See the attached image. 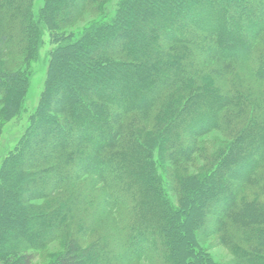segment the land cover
<instances>
[{"label":"trees","instance_id":"obj_1","mask_svg":"<svg viewBox=\"0 0 264 264\" xmlns=\"http://www.w3.org/2000/svg\"><path fill=\"white\" fill-rule=\"evenodd\" d=\"M30 1L0 0L3 122L27 112L29 76L8 54L25 50ZM47 2L30 15L53 42L44 90L0 168V264H129L145 258L138 239L157 240L163 264H218L204 240L177 232L185 208L183 223L217 230L235 264H264V201L239 186H264V88L239 71L264 86V0H121L75 38L56 34ZM213 132L231 143L198 176L196 160L209 157L199 138ZM206 195L216 203L204 214ZM87 233L96 239L84 247ZM54 244L61 251L43 253Z\"/></svg>","mask_w":264,"mask_h":264},{"label":"rangeland","instance_id":"obj_2","mask_svg":"<svg viewBox=\"0 0 264 264\" xmlns=\"http://www.w3.org/2000/svg\"><path fill=\"white\" fill-rule=\"evenodd\" d=\"M70 2L73 6L72 9H75V11H73L74 14L68 15L65 13V10L69 8L68 0H56V4H55L56 14L58 15L57 19L59 24V30L56 31V34L60 36H68L72 34L73 37L75 38L82 35L85 27L88 24L93 22H107L111 20L114 17L115 12L120 5L121 0H106V2L100 1V3L97 4L96 6L94 4L95 3L94 0H88V1L70 0ZM47 5H49L47 0H31L28 3V5L25 8L24 17L22 18L27 25V28L25 29L27 35L26 42H24L25 50L23 51V54L20 53L21 51L17 49L16 47L17 45L14 43V45H12L11 53L8 54L9 57L13 56L14 62L16 64L14 70L22 71L29 76L28 82L30 89L27 99L28 102L27 112L25 114L19 115L10 122H3L4 118L0 114V168L3 157L6 154H8L10 151L14 150L16 143L18 142V139H20V137L24 133V130L28 127L29 117L33 112L32 110L36 107L39 97L44 90L48 55L50 49L52 48L53 42L49 35L44 36L42 40L39 38L38 31H36V29L34 28V25L32 24V21L30 19V15L34 7L38 8L39 6H41L42 8H44L47 7ZM77 7L80 9L77 10ZM240 8L243 9V6L241 5ZM103 10L106 12L105 15L101 14V12L103 13ZM50 12H52V10ZM28 18L31 22L27 20ZM24 53H25V57H24ZM239 71L245 76L246 81L248 83L254 84L252 86L254 87L258 86L260 88H264L263 85H258L260 83H256L255 79L252 78L251 70L247 65L241 66V69L239 68ZM1 109L2 108L0 106V110ZM85 115L89 116V114L87 115L86 112ZM201 137L199 138V144H200V148L204 149L202 154L205 153L206 155H209V157L206 160L204 158L201 160V158L198 157V159L195 162L196 166L194 168V173L196 174L198 173L197 174L198 176L201 175L205 176L207 175L208 172L212 171L216 167L215 161H216V157L220 155V153L222 152L221 151L222 149H220L222 147V142L229 141L231 143V141L229 139L226 140V138L223 137V135L219 132L209 133ZM249 148H252V145H250ZM156 156H158L157 153ZM194 157H196V155ZM213 157H215L214 161L210 162ZM191 159L189 162L191 161L193 162L194 158ZM240 164H242V161L240 162L236 161V163H234L233 165L236 166L238 171L236 170L235 167H232L229 171L231 173L232 185L237 182L235 178L238 175H240L241 166L240 167L238 166ZM263 170H264V166L262 167L261 171ZM242 173L244 174V172ZM239 183L240 182H237V185ZM245 185L246 184L242 181L239 184V186L243 187L244 189L243 195L247 194L246 196L251 197V199L259 198L261 201H264V194H263L264 189L262 188L264 187L263 183L262 184L258 183V185L256 186L254 185L245 186ZM232 188L229 187L224 188L223 193L225 194L229 193V191H232ZM261 189L263 194L262 196H257V197L255 195L252 196L255 192H260ZM172 202L174 206L178 207V202L176 198H174ZM196 203L199 205L200 213L207 214L210 212L209 208H212L211 205L216 202H214V199L211 196L206 195L204 199L198 198ZM196 203L193 202V205H195ZM211 212L213 213V215H207L206 217H208L211 220H214V217L218 216V212H216L215 210H212ZM111 213H114L113 217L115 219L117 215L120 213V210L116 212L113 210L111 211ZM187 216L188 215H186V208H185V210L178 216L177 223H180V225H177V232L180 233L182 232L187 237L189 235H195L198 239L204 240L203 241L204 246L205 245L207 246L205 250L212 255V258L218 264H235V257L226 247L222 245L218 231L215 229L212 231L205 228V229H200L196 234H193L196 231L195 230L196 229L195 226H197L196 221H193L194 220L193 219L192 222L187 227L186 223L184 224L182 221V219L188 218ZM253 221L259 222V218L256 214L253 216ZM109 226L110 225H107L105 227L106 229H108L107 230L109 232L108 236H111V231L109 230L111 228ZM144 232L146 235H149L147 231ZM166 236L167 234L162 235V238L166 239ZM112 237L113 236H111V238ZM94 239H96V237L87 233V235H84L83 237L82 246L86 247L91 245ZM156 242L157 240L155 239L154 240L152 239L147 243L144 242L143 240L139 241L138 239V243H136L137 247H141V249H143L144 252L146 251L147 255L145 253V258L143 260L130 262L129 264H163V261L159 258L160 249L159 247H156L157 245L155 244ZM187 242H188V246H190L191 244L190 241L188 240ZM57 246L58 244H54L48 247L43 253L47 254L51 251H57V250L61 251V247L56 248ZM167 249L169 250L171 249V247L169 246ZM162 251H163V247H162ZM164 251L166 253V250ZM195 259H197V257ZM36 264H46V260L44 261V259L42 258L38 259ZM86 264H94V263L90 261V262H86Z\"/></svg>","mask_w":264,"mask_h":264}]
</instances>
